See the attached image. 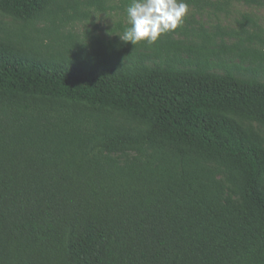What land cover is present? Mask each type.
<instances>
[{
    "label": "trees",
    "instance_id": "obj_1",
    "mask_svg": "<svg viewBox=\"0 0 264 264\" xmlns=\"http://www.w3.org/2000/svg\"><path fill=\"white\" fill-rule=\"evenodd\" d=\"M55 1L0 12L29 22ZM22 57L0 41V264H264V82L206 57Z\"/></svg>",
    "mask_w": 264,
    "mask_h": 264
},
{
    "label": "rangeland",
    "instance_id": "obj_2",
    "mask_svg": "<svg viewBox=\"0 0 264 264\" xmlns=\"http://www.w3.org/2000/svg\"><path fill=\"white\" fill-rule=\"evenodd\" d=\"M130 0H56L29 22L0 12V41L14 44L24 55L61 64L85 65L88 60L127 64L143 56L150 67L173 60L179 70H194L206 57L208 72L233 73L239 78L264 82V0H205L188 4L183 24L161 35L153 44L135 45L120 39L128 24ZM101 56V57H100ZM116 124L131 134L148 126L113 114ZM263 134L264 128L252 123ZM134 152L114 154L122 160ZM220 179L223 177L220 175Z\"/></svg>",
    "mask_w": 264,
    "mask_h": 264
},
{
    "label": "clouds",
    "instance_id": "obj_3",
    "mask_svg": "<svg viewBox=\"0 0 264 264\" xmlns=\"http://www.w3.org/2000/svg\"><path fill=\"white\" fill-rule=\"evenodd\" d=\"M187 13L185 0H130L126 8L128 27L120 39L132 45L142 41L153 44L181 26Z\"/></svg>",
    "mask_w": 264,
    "mask_h": 264
}]
</instances>
